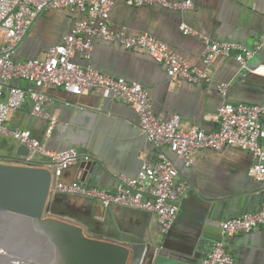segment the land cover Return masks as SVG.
<instances>
[{"label": "crops", "instance_id": "0c3cea01", "mask_svg": "<svg viewBox=\"0 0 264 264\" xmlns=\"http://www.w3.org/2000/svg\"><path fill=\"white\" fill-rule=\"evenodd\" d=\"M191 1L190 9L178 10L115 0L109 25L128 34L153 35L190 64L205 70L208 81L171 85L164 66L144 49L124 48L100 39L93 41L88 60L80 54L74 60L105 74L139 82L148 92L154 113L164 120L179 115L180 126L185 129L192 125L215 129L217 108L223 102L264 104V75L252 70L244 73L243 65L233 56L220 55L206 65L202 41L179 28L185 23L212 41L236 42L252 48L253 55L246 63L264 67V0ZM83 17L63 8L43 11L17 47L14 58L21 61L44 57L47 49L70 31L73 22ZM3 40L0 30V44ZM13 83L23 88L30 85L23 79ZM221 84L226 85L224 94L219 91ZM43 90L47 100L42 111L48 117L33 115L29 98L24 99L0 133V160L13 161L17 157L18 143L10 131L20 129L29 131L48 149L72 147L88 154L96 166L86 172V179L109 190L118 184L119 174L135 176L142 163L155 160L161 150L174 161V184L185 181L188 189L179 198L176 217L166 233H160L151 212L117 205L102 207L85 197L58 193L77 213L91 214L103 235H115L124 242L145 240L158 247L163 243L168 254L156 253L150 264H198L210 249L211 238L221 236V221L259 208L264 180L249 176L254 162L249 152L232 145L219 151L199 149L192 153V163L185 166L167 147L147 139L140 131L134 110L124 101L103 98L99 88L82 95L56 86ZM33 161L42 163L45 158L37 156ZM78 164L79 161L64 172V181H77ZM222 239L236 264H264V226Z\"/></svg>", "mask_w": 264, "mask_h": 264}, {"label": "built area", "instance_id": "2783aa9c", "mask_svg": "<svg viewBox=\"0 0 264 264\" xmlns=\"http://www.w3.org/2000/svg\"><path fill=\"white\" fill-rule=\"evenodd\" d=\"M132 5L156 4L165 8L186 10L193 5L191 0H123ZM115 0H0V30L4 40L0 44V133L10 114L18 109L24 99L31 102V113L48 117L42 111L47 100L44 88L60 87L75 95H82L99 88L103 98L119 99L127 103L138 118L140 131L155 145L165 146L183 165L192 163V153L210 148L216 151L232 145L249 152L254 157L248 174L256 181L264 180V104L223 102L217 108V127L205 130L192 125L180 126L179 115L169 119L159 118L153 111L147 90L137 81L105 74L89 64L81 65L74 60L80 54L88 60L93 41L100 39L116 43L124 48H140L164 66L169 83L181 81L195 83L208 81L205 70L190 64L169 45L151 34H128L114 30L109 25L110 11ZM63 8L79 12L83 18L76 19L70 31L59 43L51 45L44 57L16 60L15 52L35 19L47 9ZM180 30L197 36L203 43V62L209 65L216 57L233 56L241 65L252 57L253 49L236 42H215L198 33L185 23ZM256 67L252 71L264 75ZM23 79L29 87L13 83ZM219 91L224 94L226 85ZM12 138L28 148L27 162L35 156L45 158L41 164L51 171L50 195L58 193L85 197L98 202L102 207L117 205L151 212L155 215L160 233L172 226L178 210V200L188 189L185 181L174 184L177 167L165 151L157 153L153 161L143 162L135 176L119 174L118 184L112 190L80 181L66 182L64 172L81 160H89L88 154L75 148L52 150L32 137L27 130L10 131ZM264 226V195L259 208L229 217L220 222L221 236L250 232ZM198 264H236L227 251L223 240L213 241L210 249Z\"/></svg>", "mask_w": 264, "mask_h": 264}, {"label": "water", "instance_id": "95a60500", "mask_svg": "<svg viewBox=\"0 0 264 264\" xmlns=\"http://www.w3.org/2000/svg\"><path fill=\"white\" fill-rule=\"evenodd\" d=\"M242 67L246 73L257 66ZM28 152L18 144L13 161L0 160V243L11 257L21 256L25 264H150L156 253L168 254L163 243L158 247L145 240L124 242L103 235L91 214L77 213L59 194L50 195V169L27 162ZM95 166L92 159L79 161L75 179L96 185L85 177Z\"/></svg>", "mask_w": 264, "mask_h": 264}, {"label": "bare ground", "instance_id": "6f19581e", "mask_svg": "<svg viewBox=\"0 0 264 264\" xmlns=\"http://www.w3.org/2000/svg\"><path fill=\"white\" fill-rule=\"evenodd\" d=\"M19 252V251H18ZM0 255H4V257L0 258V264H4V261L7 259V262H9V264L15 262V264H25V262H22L21 260V256L19 257H11V253L9 251V249L7 247H5L3 244L0 243ZM5 262V263H7Z\"/></svg>", "mask_w": 264, "mask_h": 264}, {"label": "rangeland", "instance_id": "374dc122", "mask_svg": "<svg viewBox=\"0 0 264 264\" xmlns=\"http://www.w3.org/2000/svg\"><path fill=\"white\" fill-rule=\"evenodd\" d=\"M35 158H37V156H35ZM9 251H10V250H9ZM2 256L4 257V255H0V258H1ZM19 257H20V256H19ZM5 262H7V259L4 261V264H9V262H7V263H5ZM11 264H15V262H13V263H11Z\"/></svg>", "mask_w": 264, "mask_h": 264}]
</instances>
